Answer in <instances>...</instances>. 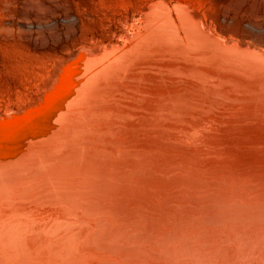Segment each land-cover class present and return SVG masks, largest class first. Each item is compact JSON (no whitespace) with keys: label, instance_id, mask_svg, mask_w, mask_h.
<instances>
[{"label":"bare ground","instance_id":"6f19581e","mask_svg":"<svg viewBox=\"0 0 264 264\" xmlns=\"http://www.w3.org/2000/svg\"><path fill=\"white\" fill-rule=\"evenodd\" d=\"M0 264H264V0H0Z\"/></svg>","mask_w":264,"mask_h":264},{"label":"rangeland","instance_id":"374dc122","mask_svg":"<svg viewBox=\"0 0 264 264\" xmlns=\"http://www.w3.org/2000/svg\"><path fill=\"white\" fill-rule=\"evenodd\" d=\"M7 81H8L9 83H14V81L11 80V78H9V80L7 79Z\"/></svg>","mask_w":264,"mask_h":264}]
</instances>
